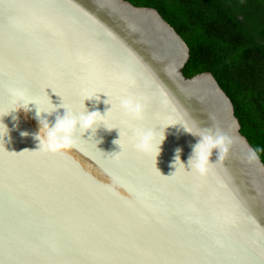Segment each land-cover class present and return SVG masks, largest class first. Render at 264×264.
Returning a JSON list of instances; mask_svg holds the SVG:
<instances>
[{
    "label": "water",
    "instance_id": "1",
    "mask_svg": "<svg viewBox=\"0 0 264 264\" xmlns=\"http://www.w3.org/2000/svg\"><path fill=\"white\" fill-rule=\"evenodd\" d=\"M188 57L153 8L0 0V264H264V164L213 75L184 76ZM128 95L143 98L141 120L118 107ZM29 100L57 106L41 113L50 125L63 104L111 108L105 119L122 132L164 134L161 150L123 141L121 150L119 129L101 124L77 129L70 148L43 151ZM184 125L229 137L204 176L190 171L201 138Z\"/></svg>",
    "mask_w": 264,
    "mask_h": 264
},
{
    "label": "trees",
    "instance_id": "2",
    "mask_svg": "<svg viewBox=\"0 0 264 264\" xmlns=\"http://www.w3.org/2000/svg\"><path fill=\"white\" fill-rule=\"evenodd\" d=\"M153 8L189 49L185 77L209 72L264 164V0H125Z\"/></svg>",
    "mask_w": 264,
    "mask_h": 264
},
{
    "label": "clouds",
    "instance_id": "3",
    "mask_svg": "<svg viewBox=\"0 0 264 264\" xmlns=\"http://www.w3.org/2000/svg\"><path fill=\"white\" fill-rule=\"evenodd\" d=\"M21 95H23V93H21ZM93 97L96 96H85L84 100L86 98L92 99ZM108 99L105 103L111 104L108 102ZM30 101H34L37 105L36 116L40 121L41 128L39 133L35 135L40 142L39 149L43 151L55 153L70 148L73 144V136L77 129H81L83 132L91 130L92 134H95L97 128L101 124L108 130L115 128L119 129V139L115 140L114 143L120 145L121 150L123 147L122 141L131 144L138 152L145 154L151 153L154 154L155 157H157L161 150L160 145L164 139V134L161 136L155 129L130 126L129 131L122 132L119 127L110 125L105 117L112 108V104L111 108L104 114H101L100 111L89 112L86 109L82 112H77L75 110H70L63 104L62 107L66 109V112L62 116L57 115L55 123L50 125L46 118L41 117V113L47 112L51 114L56 110L57 106L51 103V110L41 109L35 100H29L26 104L22 101V105L27 108ZM118 107L131 117L132 120L138 121L143 118L145 104L141 97L134 95L124 96L120 98ZM184 127L186 131L201 138L199 142L193 146V155L189 159V165L191 168L190 171H195L201 176H204L209 171V165L214 163L210 161L214 148H219L218 159L221 161L224 159L225 154L228 152L229 137L219 129L213 130L212 127L205 129H199L198 127L193 129L187 125H184ZM28 134L29 133L26 131L21 132L22 136H27ZM176 151L175 164L178 160L180 161L179 152L181 149L178 148ZM182 165L185 166L184 163H182Z\"/></svg>",
    "mask_w": 264,
    "mask_h": 264
},
{
    "label": "snow or ice",
    "instance_id": "4",
    "mask_svg": "<svg viewBox=\"0 0 264 264\" xmlns=\"http://www.w3.org/2000/svg\"><path fill=\"white\" fill-rule=\"evenodd\" d=\"M77 102H78V104L80 103V98L78 99V101H77Z\"/></svg>",
    "mask_w": 264,
    "mask_h": 264
}]
</instances>
